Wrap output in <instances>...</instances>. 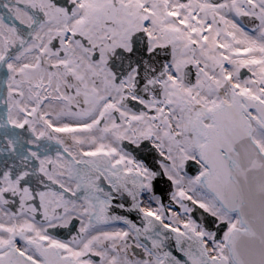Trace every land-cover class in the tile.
Returning a JSON list of instances; mask_svg holds the SVG:
<instances>
[{"label": "snow or ice", "instance_id": "snow-or-ice-1", "mask_svg": "<svg viewBox=\"0 0 264 264\" xmlns=\"http://www.w3.org/2000/svg\"><path fill=\"white\" fill-rule=\"evenodd\" d=\"M0 264H264V0H0Z\"/></svg>", "mask_w": 264, "mask_h": 264}]
</instances>
